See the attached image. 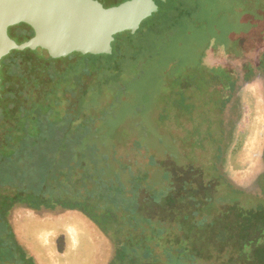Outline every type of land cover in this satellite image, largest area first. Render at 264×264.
Here are the masks:
<instances>
[{"label":"rangeland","instance_id":"1","mask_svg":"<svg viewBox=\"0 0 264 264\" xmlns=\"http://www.w3.org/2000/svg\"><path fill=\"white\" fill-rule=\"evenodd\" d=\"M97 1L108 8L127 0ZM156 1L167 8L143 22L137 35H130L137 54L146 60L138 66L125 57L119 60L125 65L121 89H112L111 81L92 72L66 95L61 93L65 85L46 95L56 84L51 74L78 65L79 56L50 64L47 53H28L17 56L22 77L1 70L0 147H7L13 135L18 144L23 110H29V129L38 123L36 116L48 124L56 114L72 126V132L62 124L40 135L39 159L29 160L30 168L14 160L6 167L8 182L0 189L1 196L21 187L36 193L49 187L46 199L51 203L33 211L36 219L26 223L40 264H187L182 257L190 252L193 264H264L263 253V261L254 256L264 245L258 219L264 189L256 186L264 176V161L242 171L243 157L235 156L228 174L219 163L229 137L242 130L234 126L245 122L243 108L264 109V0L185 2L177 25L169 22L175 17L172 0ZM23 28L8 31L19 44L27 41L20 33ZM84 63L88 70L96 64L89 59L79 62ZM104 63L106 68L112 65L108 58ZM48 106L55 114L45 115ZM90 113L96 122L85 120ZM226 116L234 123L228 134ZM263 150L259 147L260 156ZM17 173L21 176L13 179ZM75 182L80 183L76 189L81 201L97 206V220L55 202L74 200ZM109 186L115 187L114 198L98 195ZM106 210L112 216L105 221ZM162 230L159 238L157 231ZM161 239L167 247L159 244ZM178 239L187 245L178 244ZM145 244L149 252L141 249ZM117 251L127 256L111 262Z\"/></svg>","mask_w":264,"mask_h":264},{"label":"trees","instance_id":"2","mask_svg":"<svg viewBox=\"0 0 264 264\" xmlns=\"http://www.w3.org/2000/svg\"><path fill=\"white\" fill-rule=\"evenodd\" d=\"M181 1H183V3ZM185 2L188 5L190 3H193V0H191L190 2H189V0H172L171 1L173 11H175V13H174L175 17H174V19H172L169 22L175 23L176 25L179 24V17H180V15H182V11L180 9V6H182V5L184 6ZM22 26L25 28H23L22 32H20V33H22V35H24V38H26L25 40H28L29 38H31L33 36V31L26 25H22ZM145 27H147L149 29V25L145 26ZM26 28H28V29H26ZM137 33L135 35H137ZM160 34L161 33H159V35ZM137 48H138V46L135 45V43L131 39L130 34H128L126 36H122V37H119L116 39L115 52H114L113 56L86 55V57L83 58L82 55H71V56L67 57V58H72L74 56H79L80 59L78 60V65L76 63L72 66H69L62 73L51 74L52 77H54L56 75V78H57L56 82H55L56 84L54 85V87L51 91H48L46 93V95H53V91L56 89V86L58 88H61L62 85H65V87H64L65 89L63 91L61 90V93L66 95L69 92V90H68L69 87L74 86L73 87L74 89L77 88L78 85L80 84L83 76L85 74H91L92 72H94V73L97 72L99 75H101L102 81L107 80L106 82H108V83H109V81H111V85H113L112 89L114 87H119L121 89V87L119 85V82H121V81L119 78H120V74H122L123 71L125 70V68L123 69V67L125 65L124 66L121 65V63H119V60L122 57H125L124 59H126L127 62L131 61L133 64L135 63L136 64L135 66L140 65L141 62L146 60V58L144 56H141L142 54H139V55L137 54V51H138ZM42 52H44V51H42V50H38V51H30V50L13 51V53H11L6 58H4V62L2 63L1 69L8 68V71H9L8 75L9 76L22 77L24 75V71L21 69L18 57L19 56L22 57L28 53L37 54V53H42ZM44 53H46V52H44ZM15 55H16V57H15ZM106 58H108L110 60V62H112L111 67L107 66V68H106L105 63H104V59H106ZM86 59H89L90 61L93 60L96 62L95 67L92 70L91 69L88 70L89 68L87 67V65L85 63L83 65L79 64L80 61H85ZM53 60L54 59L50 58L49 56H47V58H46V61H49L50 64L54 63ZM126 66L128 67V64ZM104 67H105V69H104ZM103 69H104V71H103ZM0 74H1V71H0ZM100 87H101V85L98 86L99 90H100ZM98 88H96V89H98ZM9 91H11V89L8 88L6 92L8 93ZM62 94H61V96H62ZM86 94H87V92H86ZM45 102L47 103V101H45ZM59 104H61V103L60 102L57 103L54 108L56 109L59 106ZM36 105L40 106L43 104H36ZM36 105H33V107ZM55 109L48 106V108L46 109L45 115L48 116L49 114H51V115L55 114V112H54ZM28 111L29 110H25V111L23 110L22 111L23 114L19 118V124L21 122L24 123L23 124L24 128L21 127L18 129L19 131H21L20 134H22V136H20L18 138V141H19L18 144L16 145V143H14L15 138L13 135L12 142H10L7 145V147L6 146L0 147V189L6 185V182H8V181H6V167L9 164L13 163L14 160H17L19 158L17 163L22 164L23 162H25L26 166H23V164H22L23 168H30L31 165L29 164V162H30L29 160L36 161V159H39L38 158L39 152L37 150L38 140H36V139H38L40 137V135H44L47 130H50L49 128L57 127V126H60L62 124H66L67 125L66 130H68L70 128V132H72L71 131L72 130L71 122L70 121H68V122L63 121L62 119L59 118L60 116L58 114L54 115V117L52 116V118L54 120H50V122L48 124H44L45 122L42 123L43 118L37 117V116H36V118H33V116H32V118L35 119L38 123H36L35 126H32L29 129L28 125L26 126V124H28L29 121H31V118H30V115L28 114L29 113ZM88 119H90V120H88ZM85 120H88L89 123H90V121L96 122L95 114L93 115L92 113H90V117H86ZM84 122H85V126L83 125V128H84V130H86L88 124H86V121H83V123ZM83 131H81V132H83ZM26 132H29V136L26 135ZM64 142L67 143V141H64ZM29 152H31V155H30L31 159L28 158ZM62 153H65V152H62ZM23 156H26L27 158H24ZM52 173H53V169L47 170L48 176L52 175ZM18 175L21 176V173L15 174L12 178L17 179L16 176H18ZM24 177H26V176H24ZM76 188L77 189L80 188V183L78 184L75 182V189ZM46 190L49 191V187L46 185H44L42 187L41 193H39V192L36 193L34 191L26 189L25 187L24 188L21 187V188H18V190L13 195H1L0 196V264H12V263L13 264H20V263L21 264H40L41 263V260L39 258L38 253L34 250L33 245L30 244V242H29L28 224H26V223H28V221H30L31 219L32 220L36 219L35 218L36 213L33 211L40 210L42 208V206L46 205L45 203L47 201L51 203V200L46 199V196L51 195V193L47 192ZM73 191H74L73 194L75 195L74 200H72L70 197V199H63L62 198L61 199L62 201L60 200V201H55V202H59L63 205L68 204L69 208L77 207V208L81 209L83 212H85L86 214H89L92 219L97 220L96 218L99 216L97 206L90 208V200L85 199V200L81 201V199L79 198V195L77 194L78 190L77 191L73 190ZM104 193H106V194H104ZM98 195L102 196V198L113 197L115 195V187L109 186L105 192L99 191ZM47 207H51V205L49 204V205H47ZM30 209H32V210H30ZM130 209H132L131 212L134 213V216H137L136 209L133 207ZM65 216H67V214H65ZM111 216H112V214H111L110 210H106L103 214L105 221L107 219H109ZM135 219L137 220L138 218L136 217ZM157 232H159V238H161L164 235L163 230H162V232L161 231H157ZM162 240L163 239H161V241H159L160 242L159 244L163 245V247L164 246L167 247L162 242ZM168 243L170 245H172L171 241H169ZM181 243L184 244V246L187 245L186 242L179 240L178 244H181ZM123 245H124V247L130 246L127 243H124ZM141 247H143V248H141V249H143V251L147 250L149 252V249H148L146 244L141 246ZM222 249H223V247H222ZM219 251H217L218 256L222 250L220 252ZM231 252H232L231 253V256H232L236 252V249L234 248V250H231ZM262 253L264 254V250H259L257 252V256L259 255L261 261H263V257H261ZM201 254H202V252H201ZM126 256L120 257L119 252L117 251V254H115V256H113V258L111 259V262L112 261L116 262L118 259H124ZM192 257L193 256L191 255V252H190V256L187 257V255H186V257H182V258H183V260H185V262L187 264L196 263L192 259ZM147 260L150 261L149 258Z\"/></svg>","mask_w":264,"mask_h":264},{"label":"water","instance_id":"3","mask_svg":"<svg viewBox=\"0 0 264 264\" xmlns=\"http://www.w3.org/2000/svg\"><path fill=\"white\" fill-rule=\"evenodd\" d=\"M165 7L156 0H127L108 8L97 0H0V71L13 51L42 50L52 59L113 56L118 37L135 35ZM19 25L33 31L20 44L8 32Z\"/></svg>","mask_w":264,"mask_h":264},{"label":"flooded vegetation","instance_id":"4","mask_svg":"<svg viewBox=\"0 0 264 264\" xmlns=\"http://www.w3.org/2000/svg\"><path fill=\"white\" fill-rule=\"evenodd\" d=\"M15 27H17V26H15ZM15 27H12L11 29H14ZM2 81H3V78L1 76V83H2ZM1 91H2V86H1ZM242 114L245 117V122L237 123V125L234 126V127L239 126L242 128V130L241 131L236 130V133L235 134L233 133L231 138L229 137V140H228V142H226L225 147L223 146L225 154L222 155L223 162L220 161L219 163L224 168L223 169L224 174H228V173H231L233 171V160H234L235 156L240 157V155H241L243 157V158L240 157V158H242V162H244V168L242 171L248 169L251 164H253L257 161H260L261 159H262V161H264V154H263V156H260L258 154L259 147L262 146L264 149V109L258 110V108L253 109L252 107H244L242 110ZM226 118H228V119H227V124L224 126V133L228 134L230 132V129L234 128V127H232L234 125V123H231L232 121H229L230 120L229 116L228 117L226 116ZM235 139H236V141H238L237 146L232 144V142ZM225 159H226V162H225ZM229 170H230V172H228ZM263 178H264L263 175L259 176L258 182L256 184V186H258V188L260 190L264 189V185L262 182ZM262 192H261V194H262ZM247 195H249V194H247ZM263 198H264V196H263ZM263 203H264V200H263ZM258 213L260 215V216H258V219L261 221L262 227L264 228V208H261V210H259ZM259 250H264V245L260 248L255 249V251H254L255 257H256L257 252ZM185 256H183V257H185ZM188 256H190V253L187 254V257ZM218 257L219 258L217 259V261L221 260L220 259L221 257L220 256H218ZM232 262L229 261L226 264H235Z\"/></svg>","mask_w":264,"mask_h":264}]
</instances>
